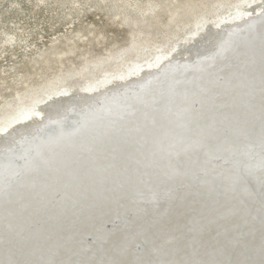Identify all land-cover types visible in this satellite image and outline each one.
<instances>
[{"label": "water", "instance_id": "obj_1", "mask_svg": "<svg viewBox=\"0 0 264 264\" xmlns=\"http://www.w3.org/2000/svg\"><path fill=\"white\" fill-rule=\"evenodd\" d=\"M229 31L0 156V264H264V15Z\"/></svg>", "mask_w": 264, "mask_h": 264}, {"label": "rangeland", "instance_id": "obj_2", "mask_svg": "<svg viewBox=\"0 0 264 264\" xmlns=\"http://www.w3.org/2000/svg\"><path fill=\"white\" fill-rule=\"evenodd\" d=\"M76 1L0 0V105L24 83L68 78L87 61L120 59L156 42L158 32L177 31L216 0Z\"/></svg>", "mask_w": 264, "mask_h": 264}, {"label": "bare ground", "instance_id": "obj_3", "mask_svg": "<svg viewBox=\"0 0 264 264\" xmlns=\"http://www.w3.org/2000/svg\"><path fill=\"white\" fill-rule=\"evenodd\" d=\"M262 15L264 0H233L226 5L216 0L204 5L177 31L158 32L160 39L156 42L120 59H93L68 78H53L33 88L24 83L22 92L13 95V102L0 105V156L18 147L26 153L41 130L53 124L64 120L76 123L121 97L123 104H130L131 99L146 94L148 82L153 86L158 79L157 86L168 76L170 68L192 64L200 51L205 55L211 53L229 30ZM196 35L199 39H194Z\"/></svg>", "mask_w": 264, "mask_h": 264}]
</instances>
